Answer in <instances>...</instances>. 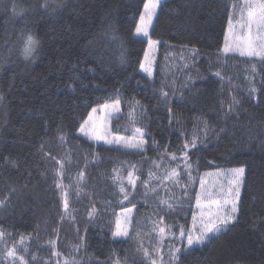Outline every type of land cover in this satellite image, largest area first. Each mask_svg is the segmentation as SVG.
I'll list each match as a JSON object with an SVG mask.
<instances>
[{
    "label": "trees",
    "instance_id": "trees-1",
    "mask_svg": "<svg viewBox=\"0 0 264 264\" xmlns=\"http://www.w3.org/2000/svg\"><path fill=\"white\" fill-rule=\"evenodd\" d=\"M237 1H164L150 33L160 42L150 80L140 72L147 42L135 36L146 0H49L47 10L43 0H0V264H10L13 245L27 264H157L160 254V264H264V60L222 51ZM29 34L39 45L26 59ZM113 99L122 108L113 131L140 128L145 150L78 135L93 107ZM185 143L193 182L179 160ZM158 162L179 183L148 182ZM229 167L245 168L236 221L173 262L200 175ZM121 169L136 170L127 199ZM130 207V234L115 239L117 214Z\"/></svg>",
    "mask_w": 264,
    "mask_h": 264
},
{
    "label": "snow or ice",
    "instance_id": "snow-or-ice-1",
    "mask_svg": "<svg viewBox=\"0 0 264 264\" xmlns=\"http://www.w3.org/2000/svg\"><path fill=\"white\" fill-rule=\"evenodd\" d=\"M161 0H147V3L144 4V14L140 16V26L136 28V33L142 36L148 44L149 50H152L153 47L159 43V41L153 40L149 35V27L151 26L152 19L156 14V10L160 7ZM43 8L47 10L49 7V0H43L41 5ZM236 6L233 5V8ZM55 9H53L54 11ZM246 14V15H245ZM240 17L245 22L240 25V27L247 29L246 36H243L240 41L236 44L235 47L229 46L228 43H225L223 52L225 54L237 51L241 56H246L250 58H259L264 60V0H245L243 7L240 9ZM229 31H231V25L229 26ZM39 45V40L35 38V36L29 34L26 37L25 43L23 45V55L26 59L31 58L33 53L36 51ZM145 62L140 65V68L143 72L147 73L149 76L152 74V67H151V60L147 53H145ZM75 68V65L73 66ZM219 75V73H217ZM70 88L72 87V81L70 80L69 85ZM161 95L165 98L168 97L167 92L161 91ZM3 99V96H0V100ZM235 103V101H234ZM120 101L119 99L115 100L113 104V108L119 111ZM103 107L107 108L108 105L105 104ZM229 111L232 110L231 106H229ZM97 111L96 108L92 109V112L95 113ZM169 111H171L169 109ZM93 117L91 115L88 116V119L83 121L80 125L79 131L83 133L85 136L90 135L88 128L91 126V121ZM211 130L207 124H205V132L204 135L207 137V131ZM137 134L142 135V130L140 128H136L134 130ZM220 131H224V129H220ZM92 139L100 140L103 137L98 135H92ZM124 140L123 137L116 138V142L120 143ZM107 143H112V140H106ZM146 141L144 140H135V141H125L124 147L136 148V149H143ZM191 146L193 148L196 147L195 140L192 141ZM188 143H185L183 146V161L185 164L186 174L191 177V172L187 171L191 169V164L188 163ZM173 160H176L177 157L173 154ZM15 167V162H11ZM60 163L61 169L63 168V162ZM244 168H235L229 171V175L231 177L229 181V187L227 189V196L222 200L213 199V193L206 191L205 184L203 181L200 182L201 188V195H198L195 199V206L198 209V217L194 215L192 217L193 225L192 229L188 232L181 227L179 230V237L181 242L186 241V250L193 249L195 246H202L205 242H209L212 239L218 238L221 234L230 230L229 226L232 225L237 218L238 213V202H239V194H240V187L243 183L244 178ZM57 175L62 176V172H58ZM81 177L83 173L80 174ZM151 177V173L149 174ZM179 176V173L172 169L170 172H167L166 175L163 177L164 180H172L174 183H179L176 177ZM128 183L134 188L136 184V178H134L133 173H128ZM142 184L147 187V182L142 181ZM57 188H60L62 194L64 195V209H68V201H67V193L63 191V185L61 183L56 184ZM156 189L153 188L152 191ZM14 191V190H13ZM119 192L124 194V198L127 199L128 195L126 189L123 186L119 187ZM161 204L165 205L169 209L172 208V205L168 203L167 200H162ZM5 201L0 199V206H3ZM213 206L214 209H213ZM95 211V209H93ZM127 211H131L128 209ZM91 215V213H89ZM163 217H161V220ZM128 223L127 219L125 223L122 224L120 220L115 222V231L113 233L114 237H128L129 232L126 224ZM159 232L163 234L165 232L164 227L159 228ZM4 233L0 230V238H3ZM23 237H21V243L23 242ZM181 251L180 248H175L174 250H170L169 256L170 259L175 261L178 260V254ZM144 255L147 256V250H143ZM56 255V253H54ZM6 256L8 258H12L10 260V264H16V260L20 261V264H27L24 260L23 256H17V251L15 245L11 249H6ZM33 259H35L33 257ZM155 264V261L152 262Z\"/></svg>",
    "mask_w": 264,
    "mask_h": 264
},
{
    "label": "rangeland",
    "instance_id": "rangeland-1",
    "mask_svg": "<svg viewBox=\"0 0 264 264\" xmlns=\"http://www.w3.org/2000/svg\"><path fill=\"white\" fill-rule=\"evenodd\" d=\"M164 1H166V0H161V4ZM145 3H147V0ZM244 3H245V0H239V1L232 4L230 20H229L228 29H227V33L225 36L224 44L222 47V51L224 49L225 43H228L229 46H231V47H235L236 44L240 41V39L243 36H246V34H247V29L246 28L242 29L240 27V25L245 22L240 17V9L243 7ZM233 5H235L236 7L233 8ZM159 8L156 10V14L152 19L151 26L148 29L149 35L151 33V29H152V26L154 24V20L156 18V15L158 13ZM143 14H144V8H143L141 15H143ZM230 25H231V31H229ZM139 26H140V19H139L137 27H139ZM135 36L138 38L144 39L142 36L138 35L136 33V31H135ZM159 45H160V42L158 44H156L152 50H149V47L147 44V49H146L145 53L148 54L149 59L152 62V64H151V67H152L151 76H149L147 73L143 72V70L140 68L141 74H143L145 77H147L150 80H152L154 78V75H155V67H156V63H157V59H158ZM228 54L240 55L239 52H237V51H232V52H229ZM144 57H145V55H144ZM144 57L142 59V63H146ZM115 100H117V99H113V100L101 103V104L93 107V108H96L97 111L95 113H93L91 110L89 113V115H91L93 117V120L91 121V126L88 128L90 135L85 136L80 131H78V135H80L83 138H85V139H87V140H89L95 144H98V145L121 148V149L132 150V151H143V150H145L147 140H146L144 132L142 131V135H141V134H137L134 131L138 127L132 126L130 128L129 134H120V133L113 131V121L115 119L119 118L122 114V108H121V101L120 100H119L120 101L119 111H117L113 108V104H114ZM105 104L108 105L107 108L103 107V105H105ZM87 119H88V117H87ZM92 135L101 136V137H103V139H100V140L92 139L91 138ZM118 137H123L124 140H122L120 143H117L116 138H118ZM141 139L146 141L143 149L124 147L125 141H135V140H141ZM106 140H112L113 142L107 143ZM181 157H182V159H179V160H182V161H180V163H182V165H184V167H185V164H183L184 163L183 156H181ZM179 160H177V161L179 162ZM160 165H161V163L158 162L156 165L157 170L153 171V174H151V178L148 180V182L151 180H155L158 182V184L165 186V187H168L169 185L175 184L172 180H164L163 179V177L166 175V173L170 172V169L172 170L173 168L172 167L170 168L169 165L165 166L166 169L164 167L160 168ZM235 168H244V167L221 168V169H215V170H211V171H207V172L202 173L200 175L198 185H197V196L201 195L200 182L203 181L205 184L206 191L213 193V197H212L213 199L222 200L223 198H225L227 196V189L229 187V181L231 179V177L229 175V171L231 169H235ZM244 170H245V168H244ZM115 172H116L115 177H116L117 181L125 188V182L127 184H129L128 178H127L128 175L125 176L122 169L116 170ZM130 172L133 173V176H134V178H136V181H137L136 170L131 169ZM161 172H163V173H161ZM244 175H245V172H244ZM187 180H188V182H190V181H192V178L187 175ZM243 180H244V178H243ZM185 185H187V184H185ZM242 185H243V183H242ZM242 185L240 187L239 201H240V195H241V191H242ZM237 206H238V211H239V202H238ZM214 207L215 206H213V209H214ZM128 209H131V211L130 212L127 211ZM133 215H134V208L130 207V208H126V209L119 211L117 214V218H116V221L120 220L122 224H124L125 220L127 219L128 223L126 224V227L128 228L129 234L131 231ZM194 215H197V217H198V209L196 208V206H195ZM237 216H238V213H237ZM198 220H199V217H198ZM192 225H193V220L191 221L189 228L184 229L185 232L190 231L192 229ZM162 235L165 237L166 235H168V233L167 234L163 233ZM176 237L179 241H178V244H176L175 248H180V249L186 250V241L181 242V239L179 237V232L176 235ZM114 238L115 239H125L127 237H114ZM0 240H1V238H0ZM175 248L172 247L171 250H174ZM187 250H189V249H187ZM4 255H6V254H4ZM176 255H178V254H176ZM157 257H158L157 264H160V259H162L161 254ZM8 259H12V258H8ZM170 262H171V260H170Z\"/></svg>",
    "mask_w": 264,
    "mask_h": 264
}]
</instances>
